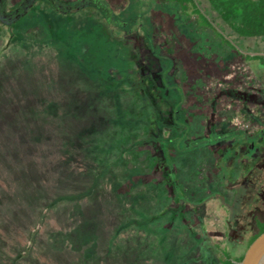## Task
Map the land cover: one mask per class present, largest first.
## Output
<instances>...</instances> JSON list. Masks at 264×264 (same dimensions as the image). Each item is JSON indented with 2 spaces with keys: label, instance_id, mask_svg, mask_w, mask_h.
Returning <instances> with one entry per match:
<instances>
[{
  "label": "rangeland",
  "instance_id": "rangeland-1",
  "mask_svg": "<svg viewBox=\"0 0 264 264\" xmlns=\"http://www.w3.org/2000/svg\"><path fill=\"white\" fill-rule=\"evenodd\" d=\"M111 1L115 20L123 25L108 21L102 29L104 37L107 29L121 39L123 58L109 59L108 49L100 43L96 48L103 59L92 50L91 73L86 74L54 40L37 30H27L25 40L15 45L18 48L0 54L1 255L7 258L13 247H23L40 220L32 257L46 264L67 260L119 264L116 245L127 248L136 264H220L224 253L231 258L243 255L248 245L229 241L226 221H215L223 207L220 200L229 199L221 184L225 164L220 161V169L214 170V156L204 148L206 137L195 114L201 91L208 100L225 89L259 93L264 88V68L256 60L245 62L212 30L200 27L196 16L181 15L176 4ZM87 13L94 17L92 10ZM133 40L135 58L129 45ZM4 43L0 36V52ZM243 46L249 53H264V40L259 38L245 39ZM223 102L219 99L215 104L216 115L244 126L243 115L227 112L229 105ZM254 106L249 107L255 112ZM171 132L176 142L169 146L166 135ZM136 142L137 147L123 153L124 165L112 169L120 183L128 168L148 177V182L129 192L141 196L133 202L136 229L114 237L117 226L131 218L122 191L112 197L113 189L104 177L94 197L53 204L63 195L90 187L108 145L117 146L112 150L117 155L119 148ZM168 167L177 171L179 182L173 190L177 194L182 190V208L174 195L167 196L172 188L163 171ZM169 207L175 214L184 211L186 221L179 225L171 221L165 242L158 243L155 235H144L141 228L150 220L168 221ZM247 226L252 229V222L247 221ZM81 228L83 232L86 228L90 239L99 235L89 260L77 252Z\"/></svg>",
  "mask_w": 264,
  "mask_h": 264
},
{
  "label": "trees",
  "instance_id": "trees-1",
  "mask_svg": "<svg viewBox=\"0 0 264 264\" xmlns=\"http://www.w3.org/2000/svg\"><path fill=\"white\" fill-rule=\"evenodd\" d=\"M72 1V3H69V0H0V14L3 15L2 17L0 16V36L4 37L5 42L3 47H1L0 54L11 48H18L15 45H17L18 42L21 44L25 40L28 31L31 33V30H37L40 34L45 33L49 39L54 40L57 47L63 51L65 56L74 59L76 63L80 64L86 74L91 73L89 70V67L91 66H89L90 62L88 58L90 57L92 50L95 53V57L100 56L99 48H96L100 43L108 49L106 56L109 59L121 58V53H123V50L121 49L122 47L120 46L122 43L120 41L121 39H119L117 34V36L113 35L107 29L105 31L108 32V35L107 37H104L106 33L102 29L105 28L108 21H111L115 26L123 25L122 23L117 22L113 16V11L109 6V3L112 1ZM165 1L176 4L179 8L180 14L183 16H196L197 23L200 27L212 30L224 44L232 49H235L234 44H236L239 48L247 50V48H244L243 46V41L248 38H259L264 40V0H205L207 6H204L201 0ZM26 7H28L27 11L21 15L20 18L15 19V15L22 14ZM91 10L94 14L93 18H89L87 13ZM7 13L11 14V16L7 17ZM24 21L27 22L24 23ZM102 24H104V27H102ZM147 33L152 35L151 30ZM87 41H89V43ZM135 44V40L129 43L132 47V51H130L132 53V58L138 56V52L133 48ZM1 56H3V53ZM243 58L247 61L258 60L261 65H264V56H251L245 54L243 55ZM101 59L103 58L101 57ZM169 139L170 133L166 135L167 145H169ZM175 140L176 139L173 140V143L176 142ZM142 142L145 143L146 140H142ZM136 144L137 142L129 144L126 148H119L120 150L117 155H112V150L117 148V146L108 145L106 149L107 152L105 151V157H103L104 160L100 164L96 175H94L90 187L84 192L76 195H63L57 198L53 204L61 201H80L89 199L92 196L94 197L95 191H97V187L101 182L100 180L104 177L109 181L110 187L113 189L111 192L112 197L114 194H117L118 190L120 192L122 191L124 201L128 206L127 210L130 213L129 217L131 218H128L129 221L117 226L114 237L118 236L121 231H127L130 229L134 230L133 228L136 229V221H134L135 218L133 217L135 212L137 213V205L133 202L139 199L141 200V196H131L129 192L136 185L148 182V177L140 175L139 173V175H137V170L135 168H128L126 169V178H123L124 180L120 183L117 176L112 172L113 167H121L124 165L123 153L126 154L133 148L137 147L138 145ZM160 162L162 163L164 161L160 160ZM108 170L112 172V175L107 173ZM133 172L134 175L132 174ZM135 175L144 177L136 178L137 176ZM253 222L256 231L248 240L247 247L264 233V221ZM42 223L43 221L40 220L36 224L35 229L31 230L27 235L24 246L13 247L12 252L9 253L7 258H4L1 255V248H3L4 245L3 240L0 238V264H46L39 261L37 257H32L34 246L36 244V233ZM170 224L171 221L150 220L146 222V225L143 226V228H141V231L144 235H155V241L159 239L160 241L158 243H162L165 242V234L170 229ZM177 224H181V221H176V225ZM84 231L85 232H83L81 228V234L77 235L79 240L77 242L79 243L77 252L80 258L83 260L87 258V260H89L91 259L90 253H94L95 238L99 235L94 239H90L87 235L88 232L86 228ZM40 246L42 247V250H44V246H42V244H40ZM41 247L39 248L41 249ZM113 249L117 250L115 258L119 264H136L137 259L134 255L128 252L127 248H122L121 246L116 245ZM134 252L131 251V253L136 255V252ZM223 256L224 257L219 258L220 264H239L242 261L244 254L235 258H231L225 253ZM63 263L75 264L68 260Z\"/></svg>",
  "mask_w": 264,
  "mask_h": 264
},
{
  "label": "flooded vegetation",
  "instance_id": "flooded-vegetation-1",
  "mask_svg": "<svg viewBox=\"0 0 264 264\" xmlns=\"http://www.w3.org/2000/svg\"><path fill=\"white\" fill-rule=\"evenodd\" d=\"M6 15L7 17L11 16L9 13ZM17 15L19 14H16L15 17ZM0 16L3 15L0 14ZM234 48L242 57L249 53L236 44H234ZM243 60L247 62L244 58ZM258 64L260 68H264V65H261L259 61ZM203 92L201 91L202 95H199L195 116L206 137L207 145L204 148L214 156L216 165L214 170L220 169L218 167L220 161L225 164V175L221 179V184L227 189L229 197L228 201L220 200L223 207L216 206V209H220L221 213L216 215L215 221H226V235L229 241L242 242L247 246V240L256 231L253 221H264V88L260 89L257 94H253L251 91L225 89L221 95L216 93L210 97V100L206 99L208 97L203 95ZM253 98L254 100H252ZM219 99L227 101L229 105L226 107L227 112L243 115L244 126H238L229 118H219L216 115L214 108ZM253 103L256 104L255 112L249 107ZM207 104L209 111H206L205 108ZM232 104H238L239 107L235 108ZM184 115L187 117L186 110H184ZM252 126L255 128L253 127V129ZM173 140L171 132L169 146L172 145ZM169 163L172 165L171 160ZM176 174L177 171L173 167L163 171L165 182L172 188L167 196L173 198L174 195L178 203L182 202L178 208H182L185 204V201L181 199L183 192L180 190L181 194H177L173 190L179 182ZM216 197L218 198L217 195ZM184 214V211L175 214L172 207H169L166 209L165 215L168 217V221H186ZM247 221L252 222V229L248 228ZM246 250L247 248L244 254Z\"/></svg>",
  "mask_w": 264,
  "mask_h": 264
},
{
  "label": "water",
  "instance_id": "water-1",
  "mask_svg": "<svg viewBox=\"0 0 264 264\" xmlns=\"http://www.w3.org/2000/svg\"><path fill=\"white\" fill-rule=\"evenodd\" d=\"M28 7L22 14L15 17L18 19L27 11ZM249 55L264 56V53H247ZM239 264H264V233L256 238L253 243L247 248L242 261Z\"/></svg>",
  "mask_w": 264,
  "mask_h": 264
},
{
  "label": "crops",
  "instance_id": "crops-1",
  "mask_svg": "<svg viewBox=\"0 0 264 264\" xmlns=\"http://www.w3.org/2000/svg\"><path fill=\"white\" fill-rule=\"evenodd\" d=\"M232 105H233V104H232ZM235 105H236V104H234L233 106L236 108L237 105H236V106H235ZM232 109H233V107H232Z\"/></svg>",
  "mask_w": 264,
  "mask_h": 264
}]
</instances>
